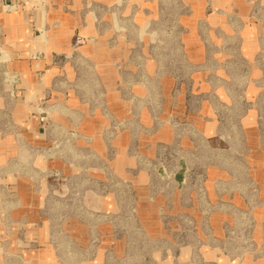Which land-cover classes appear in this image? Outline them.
Here are the masks:
<instances>
[{
  "label": "rangeland",
  "instance_id": "rangeland-1",
  "mask_svg": "<svg viewBox=\"0 0 264 264\" xmlns=\"http://www.w3.org/2000/svg\"><path fill=\"white\" fill-rule=\"evenodd\" d=\"M0 264H264V0H0Z\"/></svg>",
  "mask_w": 264,
  "mask_h": 264
},
{
  "label": "crops",
  "instance_id": "crops-1",
  "mask_svg": "<svg viewBox=\"0 0 264 264\" xmlns=\"http://www.w3.org/2000/svg\"><path fill=\"white\" fill-rule=\"evenodd\" d=\"M25 16L22 18H18L17 22H15V26L11 27L8 32L9 37H11V49L14 52L19 54L27 53L28 47L27 42L31 38V34L29 33L27 26H25Z\"/></svg>",
  "mask_w": 264,
  "mask_h": 264
}]
</instances>
